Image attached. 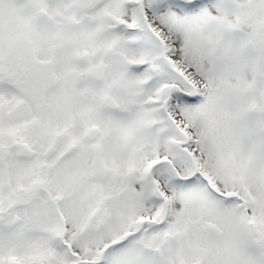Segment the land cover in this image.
I'll return each instance as SVG.
<instances>
[{
	"label": "snow or ice",
	"instance_id": "1",
	"mask_svg": "<svg viewBox=\"0 0 264 264\" xmlns=\"http://www.w3.org/2000/svg\"><path fill=\"white\" fill-rule=\"evenodd\" d=\"M0 264H264V0H0Z\"/></svg>",
	"mask_w": 264,
	"mask_h": 264
}]
</instances>
